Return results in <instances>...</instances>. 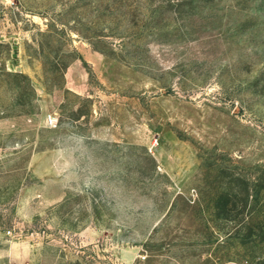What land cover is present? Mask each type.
Returning a JSON list of instances; mask_svg holds the SVG:
<instances>
[{"label": "rangeland", "instance_id": "obj_1", "mask_svg": "<svg viewBox=\"0 0 264 264\" xmlns=\"http://www.w3.org/2000/svg\"><path fill=\"white\" fill-rule=\"evenodd\" d=\"M232 262L264 264V0H0V264Z\"/></svg>", "mask_w": 264, "mask_h": 264}, {"label": "built area", "instance_id": "obj_2", "mask_svg": "<svg viewBox=\"0 0 264 264\" xmlns=\"http://www.w3.org/2000/svg\"><path fill=\"white\" fill-rule=\"evenodd\" d=\"M49 122H50V124H54V118L52 117V116H49ZM229 264H241V263H234V262H232V263H229Z\"/></svg>", "mask_w": 264, "mask_h": 264}]
</instances>
